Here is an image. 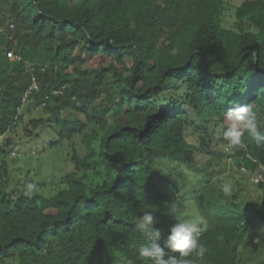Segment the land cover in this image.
<instances>
[{
    "label": "trees",
    "instance_id": "obj_1",
    "mask_svg": "<svg viewBox=\"0 0 264 264\" xmlns=\"http://www.w3.org/2000/svg\"><path fill=\"white\" fill-rule=\"evenodd\" d=\"M225 10L226 0H0L2 142L20 126L31 138L47 130L48 148L67 145L74 165L60 191L28 197L1 142L0 264H152L137 252L145 212L164 259H179L164 245L188 201L208 222V252L191 264H264V244L248 248L264 228V184L221 191L229 157L250 171L264 163V140L223 139L226 113L248 105L264 137V0H244L231 28ZM29 64L39 90L23 102Z\"/></svg>",
    "mask_w": 264,
    "mask_h": 264
},
{
    "label": "rangeland",
    "instance_id": "obj_2",
    "mask_svg": "<svg viewBox=\"0 0 264 264\" xmlns=\"http://www.w3.org/2000/svg\"><path fill=\"white\" fill-rule=\"evenodd\" d=\"M75 1L78 2L81 0ZM243 1L244 0H226V10L223 17L224 26L229 28L234 26V23L236 22L237 7ZM10 19H8V21L4 25V28L9 24H12V22H10ZM243 27L246 30H257V28L254 26ZM101 60V57L90 59L88 60L86 66H98L101 63ZM107 105H112L113 107L115 106L114 103H109ZM40 114L41 111L38 109H33V111L29 113V115L33 117H36ZM37 132L40 131L37 130ZM47 132V130H43L40 133V136L36 135L31 138L26 136L25 127L20 126L15 131L9 132L4 136V143L2 142V144H4L5 149L9 151L7 163L9 170L11 171L12 179H14L12 180L13 187H15L16 185H18V187H22L23 184L26 186L29 184H33L36 186L35 192L42 193L48 196L54 195L65 187V181L63 179L64 175L74 170V165L67 156L69 148L67 145H63L57 148L49 149L47 146V142L50 141L51 135H48ZM188 132H190V129H188ZM162 163L163 165L167 164L166 161H162ZM226 164L228 168L224 173L225 181H227V183L232 181L238 187L242 186L243 192L248 191V193L251 192L254 195L256 192L253 191V187L256 184L252 182L251 178L249 176L247 177L239 167H235V162L230 157L226 159ZM177 171L180 172L179 170ZM165 173L167 177H171L172 179L177 178V175H172L170 172L166 171ZM191 174L199 176V174L193 171H190L188 174H186V176ZM184 180H180L183 185V196L187 192V190H185L186 187L188 188V186H190L189 182ZM233 193L234 192L232 191L231 195H233ZM242 195L244 196L245 194L243 193ZM242 199L247 201L251 200L252 197L246 199L245 196V198ZM198 212L199 211L194 207L192 201H188L185 207V220L193 218L198 214ZM258 236H261V233L253 236L250 235L248 240H252L253 238L251 239V237H254V239H256ZM262 244H264V242H262L260 245ZM255 247L256 246L252 243L248 245V248H250L251 250H254ZM251 252H249V254H252Z\"/></svg>",
    "mask_w": 264,
    "mask_h": 264
},
{
    "label": "clouds",
    "instance_id": "obj_3",
    "mask_svg": "<svg viewBox=\"0 0 264 264\" xmlns=\"http://www.w3.org/2000/svg\"><path fill=\"white\" fill-rule=\"evenodd\" d=\"M225 119L227 130L223 134V139L228 142L229 148L242 147V137L245 133H248L254 140H264L258 132L256 115L251 105L237 106L229 110ZM26 188L24 195L28 197L36 191V186L33 184L27 185ZM221 191L224 196L229 197L232 185L223 184ZM168 207L173 217L183 214L182 209L175 202ZM156 223L151 212H145L136 220V228L146 237V242L137 249L140 258L152 261V264H191L190 258L192 257L203 260L208 252V249L199 243L201 235L208 229V222L204 217L197 214L191 219L177 220L169 229L170 234L167 236L164 248L172 253H178L179 259L173 257L164 259L166 253L158 243L161 239V232L155 227ZM262 242H264V229L261 230V236L252 241L255 245H260Z\"/></svg>",
    "mask_w": 264,
    "mask_h": 264
},
{
    "label": "built area",
    "instance_id": "obj_4",
    "mask_svg": "<svg viewBox=\"0 0 264 264\" xmlns=\"http://www.w3.org/2000/svg\"><path fill=\"white\" fill-rule=\"evenodd\" d=\"M10 28H14V24L10 25ZM7 55L10 59L22 60L21 56L15 54L14 50H8ZM28 71L31 73L32 82L28 90L26 91L23 102H26L32 92L39 90V84L35 72L33 70L32 64L28 65ZM2 142V137H0V144ZM257 163V166L254 170L250 171L246 166H241V171L249 173L251 175V180L254 184H264V163L259 162L258 160L253 159Z\"/></svg>",
    "mask_w": 264,
    "mask_h": 264
}]
</instances>
